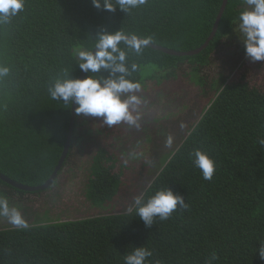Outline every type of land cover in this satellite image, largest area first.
<instances>
[{"label":"trees","instance_id":"obj_1","mask_svg":"<svg viewBox=\"0 0 264 264\" xmlns=\"http://www.w3.org/2000/svg\"><path fill=\"white\" fill-rule=\"evenodd\" d=\"M221 4L147 0L129 14L119 8L97 9L92 0H25L24 10L0 25V63L10 68L0 80V173L30 186L43 184L53 173L67 139L72 105L51 99L47 86L65 72L79 78L72 54L76 46L90 48L103 28L151 37V44L177 52L194 50L210 35ZM245 7L244 0H227L215 36L197 54H168L151 46L140 56L129 53V61L138 65L136 80L142 66L154 64L165 78L182 73L194 78L207 100L197 121L154 165L142 190L148 196L168 187L184 198L188 209H178L164 221L157 218L150 228L127 210L32 223L26 230L3 227L0 264H124L123 255L140 246L153 252L149 264H205L213 251L218 256L213 264H264L256 252L264 243V147L258 143L264 138V95L247 81L229 82L219 74L209 80L203 73L238 29ZM78 119L76 114L57 177L74 158L81 136ZM197 148L215 161L211 180H204L191 163L189 153ZM108 161L95 153L87 168L84 194L94 209L104 208L103 194L121 182V172L109 171ZM43 191H23L0 179V195L8 200L12 193Z\"/></svg>","mask_w":264,"mask_h":264},{"label":"rangeland","instance_id":"obj_2","mask_svg":"<svg viewBox=\"0 0 264 264\" xmlns=\"http://www.w3.org/2000/svg\"><path fill=\"white\" fill-rule=\"evenodd\" d=\"M241 35L238 28L228 36L203 73L209 80L219 74L229 82L247 81L264 95V61L253 62L246 57ZM139 80L143 89L140 95L149 102L143 109L139 129L123 123L109 128L102 124V118L79 115L76 130L81 136L74 158L52 187L39 194L10 195V206L17 207L28 224L127 210L133 198L142 193L154 165L179 143L187 126L197 121L207 100L194 78L183 73L176 79L165 78L154 64L142 66ZM168 135L174 138L171 148L165 146ZM95 153L109 159V171L121 172V182L103 194L104 208L100 209L91 208L84 194L87 168ZM12 226L0 218V228Z\"/></svg>","mask_w":264,"mask_h":264},{"label":"clouds","instance_id":"obj_3","mask_svg":"<svg viewBox=\"0 0 264 264\" xmlns=\"http://www.w3.org/2000/svg\"><path fill=\"white\" fill-rule=\"evenodd\" d=\"M147 0H92L95 8L115 11L119 8L124 13L144 6ZM246 7L239 13V32L245 55L251 61H264V0H244ZM25 0H0V25H7L12 18L24 10ZM90 48L76 46L72 50L73 57L82 72L88 73L83 79L73 78L65 72L63 76L54 78L47 86L51 99L62 101L65 105L75 104V113L79 116L102 118V124L112 128L121 123L139 129L143 118V109L148 100L142 93V84L133 78L138 65L129 61V53L140 56L151 42V37H139L126 34L122 30L108 32L101 28L93 37ZM106 72L107 75H98ZM10 68L0 63V80L7 77ZM184 125L181 124V128ZM174 142L168 135L165 146L171 148ZM264 147V138H258ZM193 166L201 171L204 180H211L215 173V161L208 152L197 148L189 153ZM128 159L124 160V164ZM189 205L179 194L168 188H159L153 194L137 195L127 208L128 213L135 212L144 223L151 227L158 218L161 221L171 217L173 212L187 210ZM0 218H3L20 230L29 228V224L15 206H10L6 196L0 195ZM259 257L264 260V243L257 249ZM153 252L144 247H133L123 255L124 264H149ZM218 259L212 252L205 264H213ZM159 264V261L156 262Z\"/></svg>","mask_w":264,"mask_h":264},{"label":"water","instance_id":"obj_4","mask_svg":"<svg viewBox=\"0 0 264 264\" xmlns=\"http://www.w3.org/2000/svg\"><path fill=\"white\" fill-rule=\"evenodd\" d=\"M226 3H227V0H222V4L220 6L219 13H218V15L216 17V20L214 22V25H213V28H212V31H211L210 35L205 40V42L200 47H198L197 49L186 51V52H177V51H174L172 49L156 46V45H153V44H150L149 46H151L153 48H156V49H159V50H161V51H163L165 53L175 54V55H194V54H197V53L201 52L203 49H205L208 46L209 42L215 36V33L217 31V28H218L219 21H220V18L222 16V13H223V11L225 9ZM85 75H86V73L81 71L79 78L83 79L85 77ZM75 107H76V105L72 104L71 117H70V121H69L67 139H66L62 154L60 156V159H59V161H58L53 173L51 174V176L43 184L38 185V186H30V185L18 183L16 181L11 180L10 178H8L7 176H5V175H3L1 173H0V179L5 181V182H7V183H9L12 186L18 188V189H20V190L27 191V192L45 190L48 187H50L53 184L54 180L56 179L59 169L63 165V162H64V160H65V158L67 156V152H68L70 144H71V138H72L73 129H74V125H75V119H76Z\"/></svg>","mask_w":264,"mask_h":264}]
</instances>
